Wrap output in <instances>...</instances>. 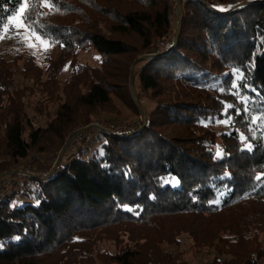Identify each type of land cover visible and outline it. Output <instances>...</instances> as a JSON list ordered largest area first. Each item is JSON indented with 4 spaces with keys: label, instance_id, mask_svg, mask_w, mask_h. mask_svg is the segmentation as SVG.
Returning <instances> with one entry per match:
<instances>
[{
    "label": "trees",
    "instance_id": "obj_1",
    "mask_svg": "<svg viewBox=\"0 0 264 264\" xmlns=\"http://www.w3.org/2000/svg\"><path fill=\"white\" fill-rule=\"evenodd\" d=\"M175 1L26 0L23 24L66 54L46 68L0 56V181L22 177L0 197V264H177L167 246L180 233L212 248L211 264H264V0H181L174 40ZM22 3L0 0V39ZM88 49L97 64L79 61ZM15 74L33 84L14 89ZM130 78L144 118L90 127L51 173L20 171L31 151L54 156L72 129L114 112L115 98L138 115ZM35 92L43 127L26 112ZM38 184L34 201L14 204Z\"/></svg>",
    "mask_w": 264,
    "mask_h": 264
},
{
    "label": "rangeland",
    "instance_id": "obj_2",
    "mask_svg": "<svg viewBox=\"0 0 264 264\" xmlns=\"http://www.w3.org/2000/svg\"><path fill=\"white\" fill-rule=\"evenodd\" d=\"M25 7H26V0H23V3L16 12V14L12 16L11 20L8 19L7 22L5 23L3 39H0V56L10 59L15 53L23 52L26 55L33 56L35 61L39 65L46 68L49 64H54L57 61H59L66 54V52L65 50L61 49L57 44H54L49 40L39 36L35 32L30 31L23 24L21 17L23 11L21 12L20 10L21 9L24 10ZM43 7L47 9L48 5L43 4ZM174 7H175V3H174ZM140 56L141 55H139L138 58ZM78 58L80 62L87 63L90 65H95L98 62V54L93 49L82 51L79 54ZM25 83L33 84V80L29 79L25 81L22 80L18 74L14 75V85H13L14 89L19 88ZM35 93L36 94L31 95L26 100V102H28L26 105V112L28 116H30L31 118L33 127H37V126L43 127L48 119L44 115L36 114L32 110L33 105L43 96L38 92ZM114 104L116 106V110L114 112L110 114L99 112L92 117L91 121L88 124L90 123L96 124L97 128L99 126L120 127L122 125L123 128L121 130H124L130 125H133L138 120L142 119V116L140 114L137 115L133 113L132 110L127 106H125L120 100L115 98ZM88 124L81 127H76L72 129V131L69 134L66 135L64 143L69 139H71V142L65 149L63 153L64 155H62V157L65 156L66 154H70V152H74L78 147L82 146V148H84L88 145V143L86 142L82 143V141L86 140L85 136L87 135L84 134V132H86L89 128L81 131V129L87 126ZM228 125H229L228 119L215 120L212 123V127L215 128L218 132L228 131L229 128ZM79 133L83 134V137L82 136L77 137L76 135ZM2 134H3L2 129L0 128V138L2 137ZM89 136L91 137L93 136L92 138L102 139V136L97 135L96 132L90 133ZM263 136H264V132H263ZM59 150L57 151V154L54 156L52 152H37L33 150L29 153V155L25 159L20 160L17 166L20 169V171L23 172L28 171L36 175L43 174L45 172L51 173L57 168V166L55 168L53 166ZM43 159H44L43 163L47 165L43 167L41 170H39L37 163L42 162ZM15 178L16 180H21L22 177L20 178V176H18ZM33 189H36L40 192L41 187L39 184L35 186H30L29 188L26 189L25 194L18 193L17 196L15 197V200L13 201L14 204L22 205L23 203L34 201ZM177 239H178L177 244H172L169 246L166 245L168 249H171L174 252H178L180 263L178 262L177 264H211L212 260L215 257V253L212 248L205 250L204 249L198 250L197 248L192 246V239L189 237L187 233H180ZM99 247L100 249L103 248H107L109 250L114 249V246L108 240H102L101 242H99ZM94 264H102V263L100 262V260L96 259Z\"/></svg>",
    "mask_w": 264,
    "mask_h": 264
},
{
    "label": "water",
    "instance_id": "obj_3",
    "mask_svg": "<svg viewBox=\"0 0 264 264\" xmlns=\"http://www.w3.org/2000/svg\"><path fill=\"white\" fill-rule=\"evenodd\" d=\"M180 1L181 0H176V2H175V15H174V19H173L174 40L176 39V35H177V31H178L177 25H178L179 13H180ZM150 55H154V54H144V55H141L139 58H144V57H147V56H150ZM132 66H133V64L131 65L130 71L132 70ZM129 91H130V95H131V98H132L133 102L135 103V105L138 108L139 114L144 118V111H143V109L141 108V106L139 105V103L137 101V97H136V94H135V91H134V88H133V85H132V82H131V78L129 79ZM90 127H97V125L93 124V123H90L87 126L83 127L81 129V131H83L85 129H88ZM70 142H71V139L66 141L64 143V145L62 146V148L59 150L58 155H57V157L55 159V162H54V166H53L54 168L57 166L61 156L63 155L65 149L67 148V146L69 145ZM4 174H6V173H3L1 175H4Z\"/></svg>",
    "mask_w": 264,
    "mask_h": 264
},
{
    "label": "built area",
    "instance_id": "obj_4",
    "mask_svg": "<svg viewBox=\"0 0 264 264\" xmlns=\"http://www.w3.org/2000/svg\"><path fill=\"white\" fill-rule=\"evenodd\" d=\"M98 128H100V129H103V130H105V131H109L110 130V132H113V131H119V130H121L123 127H122V125L119 127V126H107V127H104V126H99ZM79 134H81V133H79ZM79 134H77L76 136L77 137H83V134H81V135H79ZM79 135V136H78ZM75 136V137H76ZM74 137V138H75ZM73 138V139H74ZM29 173H31V172H28L27 171V174H29ZM32 174V173H31ZM16 180H7V179H2L1 181H0V197H2L5 193H7L8 191H10V190H13L14 188H16Z\"/></svg>",
    "mask_w": 264,
    "mask_h": 264
},
{
    "label": "snow or ice",
    "instance_id": "obj_5",
    "mask_svg": "<svg viewBox=\"0 0 264 264\" xmlns=\"http://www.w3.org/2000/svg\"><path fill=\"white\" fill-rule=\"evenodd\" d=\"M15 11V10H14ZM21 12L23 11V9H21L20 10ZM9 19L11 20L12 19V17H9ZM240 78H242V75H241V77ZM232 87L233 88H235V87H237V84H236V81L235 80H233V83H232ZM231 107V106H230ZM245 111H248V109L246 108V109H244ZM229 119H231V117H229ZM218 155H219V153H218ZM257 179H260V177L259 176H257ZM39 203V201H37V204Z\"/></svg>",
    "mask_w": 264,
    "mask_h": 264
}]
</instances>
